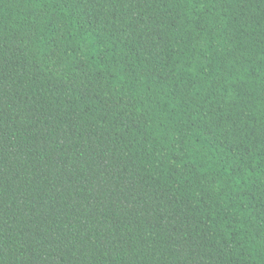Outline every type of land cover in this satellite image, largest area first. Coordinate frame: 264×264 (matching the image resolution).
<instances>
[{"label":"trees","instance_id":"16d2710c","mask_svg":"<svg viewBox=\"0 0 264 264\" xmlns=\"http://www.w3.org/2000/svg\"><path fill=\"white\" fill-rule=\"evenodd\" d=\"M0 264H264V0H0Z\"/></svg>","mask_w":264,"mask_h":264}]
</instances>
